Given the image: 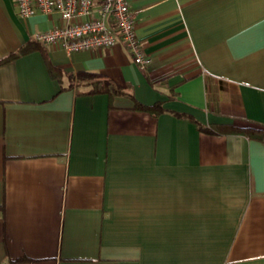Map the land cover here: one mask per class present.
<instances>
[{"label":"crops","instance_id":"crops-1","mask_svg":"<svg viewBox=\"0 0 264 264\" xmlns=\"http://www.w3.org/2000/svg\"><path fill=\"white\" fill-rule=\"evenodd\" d=\"M127 1L146 69L119 40L0 64V264H264V135L175 114L264 129V0ZM58 23L0 0V58Z\"/></svg>","mask_w":264,"mask_h":264},{"label":"built area","instance_id":"built-area-1","mask_svg":"<svg viewBox=\"0 0 264 264\" xmlns=\"http://www.w3.org/2000/svg\"><path fill=\"white\" fill-rule=\"evenodd\" d=\"M16 14H57L60 23L37 32L43 44H59L67 52L108 47L121 41L141 69L150 62L135 32L134 14L127 0H13Z\"/></svg>","mask_w":264,"mask_h":264},{"label":"trees","instance_id":"trees-1","mask_svg":"<svg viewBox=\"0 0 264 264\" xmlns=\"http://www.w3.org/2000/svg\"><path fill=\"white\" fill-rule=\"evenodd\" d=\"M36 48H42V44L34 37H32L28 39L25 43L20 45L15 51L0 58V64L10 61ZM49 70L53 76L57 77L59 81L61 80V74H63L62 71H59L57 68L51 66H49ZM66 76L69 79L68 86L74 85L78 88L80 85H88L89 89L86 90L84 93L94 94V93L103 92V93H107L109 98H113L115 96L128 97L133 101V107L135 109L148 111L154 116H157L159 113L164 111L162 101H156L152 104L140 103L138 100H136L132 88L128 86H122L100 72L80 70L76 74L66 73ZM78 93H83V92L78 91ZM175 114L177 116L187 117L189 120L194 122L199 129L207 132L235 133L253 139H262L264 135V129L261 126H256L253 124L241 125L232 122L229 124H209L206 126L201 124L198 120H196L195 118L189 115L181 114V113H175Z\"/></svg>","mask_w":264,"mask_h":264}]
</instances>
